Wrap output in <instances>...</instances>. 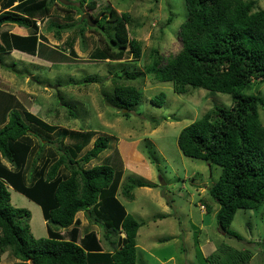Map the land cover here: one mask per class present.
I'll list each match as a JSON object with an SVG mask.
<instances>
[{"label":"trees","instance_id":"16d2710c","mask_svg":"<svg viewBox=\"0 0 264 264\" xmlns=\"http://www.w3.org/2000/svg\"><path fill=\"white\" fill-rule=\"evenodd\" d=\"M55 2L0 0V28L14 24L27 29L26 35L0 31V61L2 54L12 50L48 60L60 55L40 41L37 24L49 17ZM56 3L65 12H81L72 3ZM184 3L187 16L178 30V52L165 57L154 49L144 71L122 70L114 75L113 104L127 111L137 106L142 89L124 81L145 74L156 81L171 82L178 94H185L192 86L231 96L230 106L214 105L184 126L177 145L186 156L220 166V175L208 193L219 204V228L238 238L236 232L228 230L236 211L257 209L264 202V124L259 117L264 99L258 91L243 92L264 83V8L258 7L256 0ZM78 5L90 10L96 1L78 0ZM99 14L94 25L78 20L82 39L86 29L101 36L102 47L93 51L92 57L115 61L129 50L139 57L141 43L129 36L130 14L112 7ZM74 26V22L48 19L46 29L60 39L63 31ZM95 80L90 77L84 82ZM165 99L161 91L150 101L161 106ZM95 134L93 129H60L29 111L15 94L0 89V256L9 250L17 260L11 264H29V260L33 264H137L136 237L144 221L129 213L117 196L124 170L118 148L114 147L100 164L87 165L108 147V138L98 135L79 155ZM144 186L156 185L129 177L121 193L132 199V190ZM10 188L40 207L46 236L34 238L29 234L30 214L11 205ZM206 207L209 211L210 206ZM79 211L100 227L109 249H103L96 231L81 234L76 217ZM250 257L249 250L221 244L204 260L209 264H246Z\"/></svg>","mask_w":264,"mask_h":264},{"label":"rangeland","instance_id":"374dc122","mask_svg":"<svg viewBox=\"0 0 264 264\" xmlns=\"http://www.w3.org/2000/svg\"><path fill=\"white\" fill-rule=\"evenodd\" d=\"M69 1L81 12H65L56 0L47 20L37 21L40 41L60 55L48 60L38 55L26 57L16 50L2 54L0 89L15 94L29 111L60 129L95 130L79 155L92 146L98 135L107 137L108 147L87 165L100 164L114 147L118 148L124 170L117 196L129 213L144 221L136 237L137 264H209L204 257L221 244L249 250L251 257L246 264H264V202L257 209L236 211L228 230L236 232L238 238L225 234L216 220L219 204L208 193L220 175V166L186 156L177 145L184 126L214 105L230 106L231 96L192 86L185 94H178L171 82L156 81L145 74L137 80L124 81L142 89L137 106L127 111L113 104L114 75L122 70L144 71L154 49L165 57L178 52V30L187 16L184 0H95L96 7L90 10L79 7L78 0ZM256 1L258 7L264 8V0ZM111 7L130 14L129 36L141 43L139 57L129 50L120 60L96 59L91 54L102 47L101 36L86 29L84 38L80 37L78 20L83 14H88L94 25L93 20L101 16L99 11L107 12ZM48 19L74 22L75 26L57 39L53 31L46 29ZM1 30L27 34L26 28L14 24H6ZM90 77L96 80L84 82ZM161 91L166 94L163 104H152L150 98ZM256 91L264 99V83L243 92ZM126 112L129 116L122 115ZM259 117L264 124V106L259 109ZM129 177H140L156 186L136 187L129 199L121 193ZM9 191L11 205L30 214L29 234L34 238L46 236L40 207L14 189ZM76 217L80 219L81 234L96 231L103 249H109L98 225L83 211ZM15 261L9 250L0 256V264Z\"/></svg>","mask_w":264,"mask_h":264},{"label":"water","instance_id":"95a60500","mask_svg":"<svg viewBox=\"0 0 264 264\" xmlns=\"http://www.w3.org/2000/svg\"><path fill=\"white\" fill-rule=\"evenodd\" d=\"M59 1H60L61 3H64V4H69V3H70L69 0H59ZM81 19H86L87 22H88V24L91 25L90 16H89L88 14H83V15L81 16ZM124 111H126V109H124ZM28 262H29V264H33V261H32V260H29Z\"/></svg>","mask_w":264,"mask_h":264},{"label":"crops","instance_id":"0c3cea01","mask_svg":"<svg viewBox=\"0 0 264 264\" xmlns=\"http://www.w3.org/2000/svg\"><path fill=\"white\" fill-rule=\"evenodd\" d=\"M13 51H14V50H12L11 53H12ZM16 51H18V50H16ZM20 52H21V51H20ZM22 55L28 57V56H27V53H25V52H22ZM28 55H30V54H28ZM29 57H30V56H29Z\"/></svg>","mask_w":264,"mask_h":264}]
</instances>
